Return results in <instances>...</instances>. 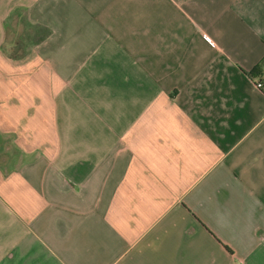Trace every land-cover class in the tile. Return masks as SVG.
Instances as JSON below:
<instances>
[{
    "label": "crops",
    "instance_id": "0c3cea01",
    "mask_svg": "<svg viewBox=\"0 0 264 264\" xmlns=\"http://www.w3.org/2000/svg\"><path fill=\"white\" fill-rule=\"evenodd\" d=\"M263 63L264 0H0V264H264Z\"/></svg>",
    "mask_w": 264,
    "mask_h": 264
},
{
    "label": "rangeland",
    "instance_id": "374dc122",
    "mask_svg": "<svg viewBox=\"0 0 264 264\" xmlns=\"http://www.w3.org/2000/svg\"><path fill=\"white\" fill-rule=\"evenodd\" d=\"M16 26V25H15ZM16 30L18 31V33L20 34V33H25L27 30H28V32L30 33V32H33L34 31V28L33 27H30V26H28V28L27 29H25L24 30V27H23V25L22 26H20V25H17L16 26ZM18 34V35H19ZM38 36H40V33L38 34ZM13 37V35L11 36V38L9 39V43H12L13 45H14V47L12 46V48H18V52H20V49H19V46L20 45H17V46H15V44H17V43H19V40L17 39V37H15L14 39L12 38ZM3 142V141H2ZM1 142V144L3 145V143ZM3 148V147H2Z\"/></svg>",
    "mask_w": 264,
    "mask_h": 264
},
{
    "label": "trees",
    "instance_id": "16d2710c",
    "mask_svg": "<svg viewBox=\"0 0 264 264\" xmlns=\"http://www.w3.org/2000/svg\"><path fill=\"white\" fill-rule=\"evenodd\" d=\"M264 73V63L262 65V67L257 68L253 73L252 76L253 78H258L259 76H261Z\"/></svg>",
    "mask_w": 264,
    "mask_h": 264
},
{
    "label": "built area",
    "instance_id": "2783aa9c",
    "mask_svg": "<svg viewBox=\"0 0 264 264\" xmlns=\"http://www.w3.org/2000/svg\"><path fill=\"white\" fill-rule=\"evenodd\" d=\"M255 82L258 88L264 89V74L260 78H255Z\"/></svg>",
    "mask_w": 264,
    "mask_h": 264
},
{
    "label": "water",
    "instance_id": "95a60500",
    "mask_svg": "<svg viewBox=\"0 0 264 264\" xmlns=\"http://www.w3.org/2000/svg\"><path fill=\"white\" fill-rule=\"evenodd\" d=\"M2 159H3V160L5 159L4 156L2 157Z\"/></svg>",
    "mask_w": 264,
    "mask_h": 264
}]
</instances>
